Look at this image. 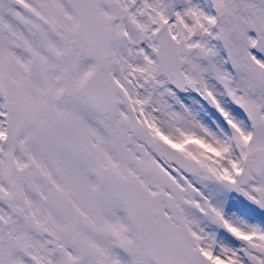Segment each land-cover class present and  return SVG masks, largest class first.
<instances>
[{
	"label": "snow or ice",
	"instance_id": "1",
	"mask_svg": "<svg viewBox=\"0 0 264 264\" xmlns=\"http://www.w3.org/2000/svg\"><path fill=\"white\" fill-rule=\"evenodd\" d=\"M0 264H264V0H0Z\"/></svg>",
	"mask_w": 264,
	"mask_h": 264
}]
</instances>
